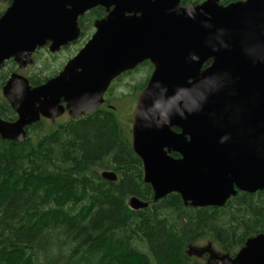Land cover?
<instances>
[{"label":"water","instance_id":"water-1","mask_svg":"<svg viewBox=\"0 0 264 264\" xmlns=\"http://www.w3.org/2000/svg\"><path fill=\"white\" fill-rule=\"evenodd\" d=\"M10 1L0 17V67L9 59L24 67L47 42L57 52L78 39L79 17L97 6L108 12L55 78L32 88L11 75L2 91L18 118L0 119L2 140L24 143L25 127L62 115L61 99L71 116L89 115L115 78L148 60L154 68L131 135L153 201L178 194L184 206L222 208L237 192L264 190V0ZM100 176L117 180L112 171ZM148 205L128 200L131 210ZM208 254L215 264H264V234L234 256Z\"/></svg>","mask_w":264,"mask_h":264},{"label":"trees","instance_id":"trees-1","mask_svg":"<svg viewBox=\"0 0 264 264\" xmlns=\"http://www.w3.org/2000/svg\"><path fill=\"white\" fill-rule=\"evenodd\" d=\"M109 114L52 128L40 122L22 144L0 137V264H214L189 248L206 242L234 256L264 234V190L237 192L222 208L184 206L178 194L153 201L130 133ZM131 197L148 207L131 210Z\"/></svg>","mask_w":264,"mask_h":264},{"label":"flooded vegetation","instance_id":"flooded-vegetation-1","mask_svg":"<svg viewBox=\"0 0 264 264\" xmlns=\"http://www.w3.org/2000/svg\"><path fill=\"white\" fill-rule=\"evenodd\" d=\"M242 1H245V0H242ZM10 4H11L10 0H0V17L7 10ZM94 11H98V12L94 13ZM91 12L94 14L93 15L90 14ZM107 12L108 11L105 8L101 6H97L89 10L88 12H86L83 16L79 17L77 21L78 27L80 29V34H79L78 39L71 44L61 47L57 52L52 53L49 49L51 43L47 42L43 47L37 48L34 51V53L31 55V58H30L31 62L29 64H26L24 67H19V64L15 63L13 59L4 61L3 67H0V119L1 120L12 123V122H15L18 118L17 114L13 111L8 101L4 98L3 91H2L3 87L5 86L7 81L10 79L11 75L17 74V75L23 76L24 78L28 80L29 85L32 88L45 83L49 79L55 78L63 70L66 63L74 55H76L77 52L81 48H83V46L87 43V41L93 36V34L96 32L95 23L97 21L104 19L107 15ZM70 49H74L75 53L70 54L69 56L65 57L64 53L69 51ZM58 60H61V61L63 60V61L57 62ZM38 62H40L42 66L39 72L35 70V64ZM55 63H56V66L54 65ZM146 64H149L152 67L149 75H148V67ZM153 68H154L153 65L148 60H146L138 64L132 70H128L122 73L117 78H115L110 83L107 90L104 92L102 103L97 107L95 111H93L89 115L79 114L76 117L71 116L69 113V110L66 108L65 101L61 99L59 102V106L63 108L62 115L54 119L40 117V120L38 122L25 127L26 136H27V131L35 127L40 122L44 123L47 127L52 128V127H57L58 125L62 123H66L72 120H81L82 118L89 117L91 114H93L96 111H99V113L102 115L111 116L109 113L117 112L118 103L124 102L125 105H128V104L130 105H128L129 112L127 113V117L125 116L124 121H123V128L125 132L130 133V139H131V144H132L131 128H132V119L134 115V110L137 104L139 94L145 88L144 87L142 89H139V87L144 82L146 86L148 79L153 71ZM41 72H44L45 75H41ZM138 75L140 76L138 77V79H136L135 77H137ZM40 76H44L46 78L44 82L36 84L31 81V80L36 81L35 78H40ZM127 78L130 79V82L124 85L126 89L125 92H122L120 90L117 92L118 87L121 85L120 82H122L123 80ZM3 101L9 104L11 110H9L8 107L5 106ZM10 111H12L13 114H11ZM105 118L106 117H104L103 119ZM169 155L174 158L179 157L175 153H171ZM174 155H177V157Z\"/></svg>","mask_w":264,"mask_h":264},{"label":"rangeland","instance_id":"rangeland-1","mask_svg":"<svg viewBox=\"0 0 264 264\" xmlns=\"http://www.w3.org/2000/svg\"><path fill=\"white\" fill-rule=\"evenodd\" d=\"M74 53H75V50L74 49H70L69 51L64 53V56L67 57L70 54H74ZM62 61L58 60L57 62H62ZM54 65L56 66V63ZM41 67L42 66H41L40 62L35 64V70L37 72L40 71ZM41 75H45V73L41 72ZM139 76L140 75H138L135 78L138 79ZM128 82H130V79H128V78L123 80L122 82H120L121 85L118 87L117 92L119 90L122 91V92H125L126 89H125L124 85L127 84ZM128 105H130V104H128ZM128 105H125L124 102H120L117 105V107H118L117 114H118L122 124H123L125 116L127 117V113L129 112ZM188 252L191 254V256L195 255V256L199 257L202 261H206V260L209 259L208 258V255H209L208 253L209 252L212 253V254H216V255L220 254L215 246H213L212 244L206 243V242L195 243L192 247L189 248ZM210 261H212L215 264L213 259H210Z\"/></svg>","mask_w":264,"mask_h":264}]
</instances>
